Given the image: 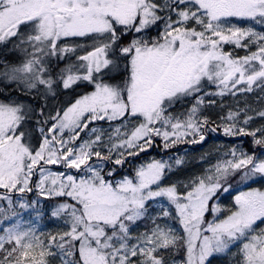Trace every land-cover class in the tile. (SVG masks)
Here are the masks:
<instances>
[{
    "label": "snow or ice",
    "instance_id": "6c2138e0",
    "mask_svg": "<svg viewBox=\"0 0 264 264\" xmlns=\"http://www.w3.org/2000/svg\"><path fill=\"white\" fill-rule=\"evenodd\" d=\"M0 264H264V0H0Z\"/></svg>",
    "mask_w": 264,
    "mask_h": 264
},
{
    "label": "rangeland",
    "instance_id": "374dc122",
    "mask_svg": "<svg viewBox=\"0 0 264 264\" xmlns=\"http://www.w3.org/2000/svg\"><path fill=\"white\" fill-rule=\"evenodd\" d=\"M182 151H183V148H182ZM196 151H199V149H196ZM149 155H151V153Z\"/></svg>",
    "mask_w": 264,
    "mask_h": 264
}]
</instances>
